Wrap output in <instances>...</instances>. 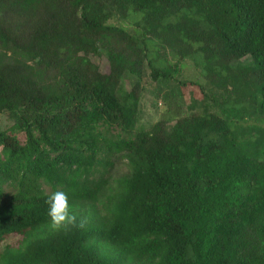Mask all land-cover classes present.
I'll use <instances>...</instances> for the list:
<instances>
[{"label":"trees","instance_id":"trees-1","mask_svg":"<svg viewBox=\"0 0 264 264\" xmlns=\"http://www.w3.org/2000/svg\"><path fill=\"white\" fill-rule=\"evenodd\" d=\"M1 114L0 264H264V0H0Z\"/></svg>","mask_w":264,"mask_h":264},{"label":"rangeland","instance_id":"rangeland-1","mask_svg":"<svg viewBox=\"0 0 264 264\" xmlns=\"http://www.w3.org/2000/svg\"><path fill=\"white\" fill-rule=\"evenodd\" d=\"M170 48H174L175 46V41L173 39H170L167 43ZM172 46V47H171ZM170 61H174L173 57L169 54L168 55ZM180 78L182 80H199L202 83H205V79L201 76V74L198 72L196 69L194 63L192 61L186 60L183 62V66L181 69V74ZM147 86H148V91H146L142 98H141V103H140V125L148 127L151 124L159 121L168 111L165 109L164 106H162L161 102L157 100L155 97V85L151 83L147 79ZM183 89V87H182ZM173 97L180 98L179 96L181 94V89L178 84L175 85V88L172 90ZM179 96V97H178ZM189 102H180L181 105H177L171 107L173 108L171 110V113H169V116L176 117V116H181L184 114L188 113ZM12 121L9 120V118L5 114L0 115V129L4 130L11 126ZM126 171V166H124L122 163L117 164L115 171L113 173L114 178L120 176L122 172ZM19 240L18 236H10L6 240L0 243V250H4L6 245H15Z\"/></svg>","mask_w":264,"mask_h":264},{"label":"clouds","instance_id":"clouds-1","mask_svg":"<svg viewBox=\"0 0 264 264\" xmlns=\"http://www.w3.org/2000/svg\"><path fill=\"white\" fill-rule=\"evenodd\" d=\"M48 216L51 227L59 229L67 223H71L74 217L71 214V204L68 195L60 190L54 191L47 198Z\"/></svg>","mask_w":264,"mask_h":264}]
</instances>
